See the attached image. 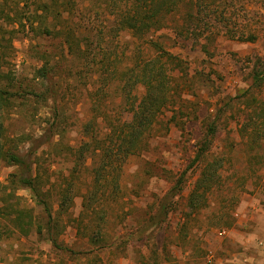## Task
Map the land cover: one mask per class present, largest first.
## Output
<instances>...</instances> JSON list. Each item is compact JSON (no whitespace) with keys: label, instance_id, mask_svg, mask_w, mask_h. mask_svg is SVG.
Returning a JSON list of instances; mask_svg holds the SVG:
<instances>
[{"label":"rangeland","instance_id":"374dc122","mask_svg":"<svg viewBox=\"0 0 264 264\" xmlns=\"http://www.w3.org/2000/svg\"><path fill=\"white\" fill-rule=\"evenodd\" d=\"M0 9V87L9 101L0 112L5 144L20 152L39 146L32 156L38 155L35 171L45 180L44 199L56 218L48 231L43 203L30 189L10 184L16 167L1 159L0 264H235L234 253L242 251L264 264V0H225L232 33H253V40L232 37L216 23L197 39L173 27L155 31L153 38L175 55L169 63L171 103L148 146L123 164L119 196L104 207L90 200L104 208V219L83 210L100 156L90 151L86 161H78L75 149L89 140L85 123L105 115L122 123L131 116L125 91L108 82L139 55L156 52L138 51L141 40L116 28L106 0H0ZM43 66L47 77L38 73ZM144 92L143 85L133 90L136 102ZM53 122L59 133L50 131ZM211 123L216 131L205 161L222 163L220 177L187 216L186 199L204 165L192 161ZM102 172L107 185L112 170ZM183 172L181 195L173 197L166 219L155 223L156 204ZM106 192L112 193L110 187ZM248 196L262 209L245 221L242 212L254 206L239 208ZM21 207L34 217L26 233L15 221ZM232 229H244L246 238L262 233L263 239L246 246L235 241Z\"/></svg>","mask_w":264,"mask_h":264},{"label":"trees","instance_id":"16d2710c","mask_svg":"<svg viewBox=\"0 0 264 264\" xmlns=\"http://www.w3.org/2000/svg\"><path fill=\"white\" fill-rule=\"evenodd\" d=\"M106 4L110 12L115 14L116 28L128 29L133 37L141 40V45L137 48L138 51L143 53L146 48L154 49L156 55H139L132 66H128L120 72L117 71L118 76L108 82L109 86L114 84L117 87L119 84L118 88H121V93L125 91L123 94L128 98L131 116L122 123L110 120L109 115H105L104 120L101 122L94 120L93 123L91 121L85 123L83 129L89 140H83L75 149V159L78 161L82 157L86 161L88 159L86 158L88 157L87 153L90 151L100 156V161L96 163L94 170L93 186H91L92 188L89 189V193L83 201V210L88 212L90 216L99 215L100 219L105 217L101 213L104 208L99 211V209L94 208L92 201L104 207L108 198L119 196L121 190L119 179L122 175L123 164L131 154L138 153L148 146V139L152 135L155 123L171 103L173 74L169 63L175 59V55L166 51L161 42L153 38L155 31L173 27L181 31L184 30L197 39L200 36L208 35L206 31H210L212 23H216L220 24L222 28L226 27V33L229 32L232 37L249 40L256 38L253 33L247 35L245 32L232 33L231 28H229V21L225 20V15H227L225 14V0H106ZM1 13L2 10L0 9V19H2ZM178 14L180 15L179 18L177 17ZM38 73L42 77H47L46 66L39 68ZM258 78L259 75H257ZM139 85L144 86L145 92L140 100L136 102L137 97L133 94V90ZM6 92L5 88L0 87V112L3 106L9 102ZM56 116L58 118L57 111L54 112L55 121ZM102 122H107V124L102 126ZM55 124L56 122L51 124L52 130L50 129V131L53 134L59 133L53 131ZM215 131L216 126L211 123L192 161V164L203 162L204 165L186 199V205L191 209L189 213H186L187 216H191L193 211L200 208L206 194L218 183L220 177L218 172L222 163L217 158L205 161ZM5 137L4 121L0 116V160L2 159L8 165L16 167V171L11 174L10 184L14 188L30 189L37 201L43 203V208L47 211L49 217L46 226L49 231L50 224L56 218L52 215L51 203L44 199L43 186L45 180L42 179L40 172L35 171L38 155L34 159L32 156L35 155L39 146L33 145L24 152H20L17 145L16 147L6 146ZM107 167L112 170L110 172V174L112 173V179L108 183L109 186H107L108 184L105 185L103 181L105 173L102 172ZM76 168L75 165L73 169ZM107 181L109 182V180ZM185 181L186 172H183L170 189V192L158 201L156 204L157 212L152 216L156 219L155 223H161L166 219L169 207L173 203L176 204L177 201L173 197L181 195ZM108 187H110L112 193L107 194ZM100 192L101 195L98 196L97 194ZM164 198H169V200L165 202ZM64 201H68V197H65ZM169 204L171 205L169 206ZM61 206H64V204H61ZM16 213L17 226L24 233L28 232L34 224V217L24 207L18 208ZM26 217L28 220L24 223ZM91 220L94 223L98 221L94 217ZM4 233L5 228L0 218V241ZM51 240L57 243L54 238H51ZM57 245L62 248L66 247L60 246L61 244L58 243ZM104 247L105 244L102 243L100 248Z\"/></svg>","mask_w":264,"mask_h":264},{"label":"crops","instance_id":"0c3cea01","mask_svg":"<svg viewBox=\"0 0 264 264\" xmlns=\"http://www.w3.org/2000/svg\"><path fill=\"white\" fill-rule=\"evenodd\" d=\"M248 197H250V198L245 199L244 200V204H241V208H239V212L240 211L242 212V211L245 210V207L247 206V204H253V206H254L253 209L251 208V210H249V213H248V211H247V214H246V212L244 214L242 212V215H245V216L248 215V218L246 217L245 221H248L249 216L251 218H254L255 217V213L258 212L260 209H262L261 206L258 205L257 202H255L256 198L251 197V196H248ZM244 205H246V206L244 207ZM243 230H237V231L233 230V233H234V235L236 237L235 241H241L243 244L248 246V245H251V244H256V240L254 241V239H257V240H260V239L262 240L263 239L262 238V233H255V232H253L249 237L246 238V236H245L246 231H243ZM230 232H231V230H230ZM245 238L247 239V242H246ZM233 242H234V240H233ZM246 243H248V245ZM234 254H233L234 255L233 258H234V260H236L235 264H255L254 262H252V259L249 257V255L245 251H242L241 253L240 252L239 253H234ZM244 261H247V262L249 261V262L246 263Z\"/></svg>","mask_w":264,"mask_h":264},{"label":"built area","instance_id":"2783aa9c","mask_svg":"<svg viewBox=\"0 0 264 264\" xmlns=\"http://www.w3.org/2000/svg\"><path fill=\"white\" fill-rule=\"evenodd\" d=\"M238 215V214H237ZM222 233H227V229L225 228V229H223L222 230ZM213 254H212V252H210L209 254H208V261H212V259H213Z\"/></svg>","mask_w":264,"mask_h":264}]
</instances>
